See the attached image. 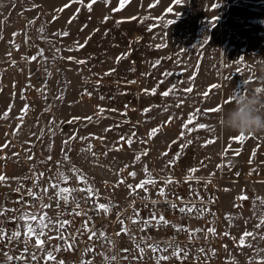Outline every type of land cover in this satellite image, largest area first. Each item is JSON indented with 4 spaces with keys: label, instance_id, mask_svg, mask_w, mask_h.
<instances>
[{
    "label": "rangeland",
    "instance_id": "1",
    "mask_svg": "<svg viewBox=\"0 0 264 264\" xmlns=\"http://www.w3.org/2000/svg\"><path fill=\"white\" fill-rule=\"evenodd\" d=\"M243 1L227 14L226 0H128L122 8L120 0H0L7 23L34 34L28 52L25 31L0 47L2 82L21 72L18 54L38 64L27 70L40 83L33 116L10 133L19 160L55 169L45 181L55 193L74 178L100 190L120 169L148 175L153 159L162 170L178 162L187 174H224L223 221L234 241L243 238L242 258L264 264V180L244 174L263 133L236 141L220 121L234 91L264 94V0ZM45 216L24 214L21 223L35 228ZM13 230L0 243V264L20 252Z\"/></svg>",
    "mask_w": 264,
    "mask_h": 264
},
{
    "label": "built area",
    "instance_id": "2",
    "mask_svg": "<svg viewBox=\"0 0 264 264\" xmlns=\"http://www.w3.org/2000/svg\"><path fill=\"white\" fill-rule=\"evenodd\" d=\"M33 111L30 107L28 113ZM7 162L0 157V164ZM28 168V179L18 185L0 182V203L15 205L13 215L0 209V243L13 229L20 234V252L11 264H94L101 258L104 264L221 263L233 240L222 227L229 180L224 174H187L178 162L162 170L153 159L150 175L134 177L122 171L118 178L102 181L97 191L74 178L55 193L45 185L55 169ZM21 214L46 215L49 222L35 230L43 233L42 247L36 246L35 235L18 226Z\"/></svg>",
    "mask_w": 264,
    "mask_h": 264
},
{
    "label": "crops",
    "instance_id": "3",
    "mask_svg": "<svg viewBox=\"0 0 264 264\" xmlns=\"http://www.w3.org/2000/svg\"><path fill=\"white\" fill-rule=\"evenodd\" d=\"M243 2H244L243 0H230V2L229 0H226V13L228 14L229 12V5L231 7H233L234 4H237L238 6L239 5L242 6L244 4ZM251 2H252L251 4H253V2L256 3L257 7H258V3L260 5V2L258 0H252ZM257 9L258 8L253 9V11L257 12L258 11ZM5 15L2 12L0 13V47H2L3 44H5L7 39H13L12 41H14V38H16L17 35H21V34L23 35L25 31L28 37L27 38L28 42L25 45V50L33 48L34 47V34L30 32L28 33L27 28H25V25L23 23L19 24L17 22L15 23L11 21V23L8 24L7 17ZM230 19H233L232 16L230 17ZM17 45L16 44L11 45L12 46L11 48H15V49H12V51H17L18 47L21 48V46H19V43ZM21 52H24V50L23 51L21 50ZM16 58L18 61L24 64L21 72L20 73L19 71L16 72L19 75H17L16 77L5 78L3 80L4 83L2 82L1 77H0V150L5 149L9 152V154L6 157L2 156L0 153V157L8 159V162L6 165L0 164V166L3 167L2 170L0 171V176L5 177V179L0 180V182H6L7 184L9 183L11 184L13 179L15 178H20L21 179L20 182H23L28 179V176H29L28 165L19 160L18 154L15 152V150L11 146L13 145L14 138L10 136V133L17 132L18 130L16 127L18 125H21L22 121L26 120L31 115L33 116L32 113H28L29 108L31 107L32 103L34 102L38 103L39 98H40L39 92L37 89L38 85H40L38 81L39 78L28 75L27 73L28 72L27 70L29 68H38V64L34 61L25 62V57L23 55L18 54ZM29 82L32 83V86L28 85ZM262 133H263L262 137L264 139V132ZM246 163H247V167L245 169L244 174H246L249 177L254 176L260 180H264V145L262 147H259L255 153L253 150L248 151L246 155ZM19 168L22 169L21 175L17 176V173H18L17 169ZM166 168H164V170ZM122 171L123 169L119 170L118 176L116 178L119 177ZM151 173H152V167H151V172H149L148 175H150ZM137 176H145V175L135 174L134 177H137ZM66 182L63 186H61L60 188L61 190H59V192L62 191L63 187L66 185ZM223 197L225 198V192H224ZM224 202H225V199H224ZM3 208H6L7 210H9L10 214L12 215L15 213V205L13 202H8L6 205L0 203V209H3ZM22 216H24V214L17 216L18 226L24 231H28V229L25 227L26 225H24V223H21ZM222 216L224 217L223 212H222ZM48 222L49 220L45 218L43 220H40L39 222H34V225H36V227L33 229L37 230L41 227V225H45ZM228 223L229 222H226V221L224 222L222 220V227L224 230L231 233L230 225ZM237 229L238 228L234 227L233 231H235L236 233ZM240 241H241L240 239L238 241L232 240L230 243L226 245L225 250H224V259L221 263H213V262H206V261H202V262L179 261L173 264H256V262L254 263L252 261H249L248 258H242L243 255L240 250L244 244H241Z\"/></svg>",
    "mask_w": 264,
    "mask_h": 264
},
{
    "label": "clouds",
    "instance_id": "4",
    "mask_svg": "<svg viewBox=\"0 0 264 264\" xmlns=\"http://www.w3.org/2000/svg\"><path fill=\"white\" fill-rule=\"evenodd\" d=\"M233 107L224 112L221 125L237 134L255 135L264 132V94L234 91Z\"/></svg>",
    "mask_w": 264,
    "mask_h": 264
},
{
    "label": "snow or ice",
    "instance_id": "5",
    "mask_svg": "<svg viewBox=\"0 0 264 264\" xmlns=\"http://www.w3.org/2000/svg\"><path fill=\"white\" fill-rule=\"evenodd\" d=\"M128 2V0H120V7L122 8L126 3ZM175 2L177 3V4H180L181 3V0H175ZM65 7H67V5L65 6ZM88 7H89V9H91V4H89L88 5ZM213 7H216L215 5L213 6ZM115 10H119V9H115ZM168 12L169 13H171L172 12V8H169L168 9ZM105 19H107V18H105ZM216 21V18L215 17H213V19H212V21H209V23L212 25V23H214ZM169 23H173V21H169ZM64 35H67V33H64ZM32 59H35V57H33ZM213 87H215V86H213ZM192 89H188L187 91H191ZM256 91L257 92H259V91H261V89H256ZM162 95H164V96H167V95H169V92H164V93H162ZM228 102H231V101H228ZM219 109H209L208 111H213V112H215V111H218ZM192 121H191V118L189 119V121H188V123H191ZM184 127H187V125H184ZM204 127H206V125H204V124H200L199 125V128H204ZM158 131V129H153V133H155V132H157ZM181 135H183V133H181ZM232 139H234V140H236V141H243L244 139H245V136H244V134H239L238 136H236V137H233ZM213 141H208V143H212ZM131 142L129 141V144H130ZM146 154V153H145ZM190 171H195L194 169H192V170H190ZM130 175H132V176H135V173H130ZM3 179H5V177H3V176H0V180H3ZM147 183H151V181H147ZM131 187V186H130ZM139 187H143V183L141 184V185H139ZM161 194H163L162 192H161ZM246 198V197H245ZM100 207L101 208H105V206L104 205H100ZM182 211H183V209H181ZM32 219H36V217H32ZM162 221H163V217H161L160 218ZM65 223H67V222H65ZM85 227H87V226H85ZM209 231L210 232H215V230L214 229H209ZM28 234L30 235V237L32 236V235H35L36 236V240H35V243H36V246L37 247H42L43 246V244H44V241L43 240H41V239H39V236L40 235H42L43 233H36L35 232V230L31 227V226H29L28 227ZM15 236H17V237H19V233H15L14 234ZM244 235H251L250 233H245ZM91 238V237H90ZM240 243L241 244H243L244 243V241H243V238H241V241H240ZM49 259H54L53 257H51L50 255H49V257H48ZM163 259H168V257H163ZM61 264H63V262H61Z\"/></svg>",
    "mask_w": 264,
    "mask_h": 264
}]
</instances>
